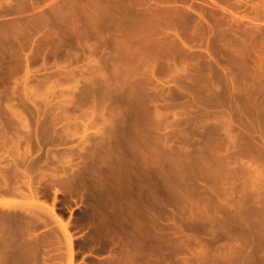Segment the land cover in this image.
Segmentation results:
<instances>
[{"label": "bare ground", "instance_id": "bare-ground-1", "mask_svg": "<svg viewBox=\"0 0 264 264\" xmlns=\"http://www.w3.org/2000/svg\"><path fill=\"white\" fill-rule=\"evenodd\" d=\"M230 1L242 0H191L164 7L150 0H51L50 5L47 0H0V264H37L41 258L48 264L41 251L60 246L62 238L66 251L59 253L66 262L49 264H75L74 224L57 212L56 199L59 193L77 192L80 182L84 188L86 162L72 157L81 158L85 151L106 172L91 183L98 206L90 210L95 226L89 240L93 250L107 251L102 257L89 254L97 264H175L182 253H190L195 264H264V103L255 97L264 85L238 79L235 67L247 60L232 42L223 40L213 21L219 4ZM198 23L206 33L197 32ZM49 25L60 30H47ZM65 45L75 49V56L79 50L82 55L86 50L101 53L94 60L87 56L93 64L86 72L77 68L79 76L87 73L92 83L90 99L65 102L80 113L65 115L68 125L61 130L67 138L79 136L83 145L66 158L47 145L44 161L51 157L59 166L44 162L45 167H36L33 140L37 152L56 141L48 136L50 121L44 112L34 117L42 128L40 137L29 118L6 103L15 93L8 83L16 76V84L23 83L20 99L30 100V64H47ZM218 52L231 69L218 63ZM200 58L204 67L197 68ZM224 70L229 77L217 82ZM157 72L171 76L170 88L161 82L162 89L188 99L193 112L185 115V131L177 129L182 117L175 105L168 100L160 104L162 94L151 92ZM61 73L76 77L67 68ZM101 90L105 97H98ZM85 102L90 106L85 108ZM105 106L110 114V119L102 118L107 131L89 132ZM169 113L173 121H168ZM3 116L26 128L22 151L17 140H11L16 145L6 143ZM54 116L50 120L56 125L61 117ZM161 129L171 132L161 134ZM55 131L51 134L56 137ZM43 183L54 187L50 204ZM4 197L21 203L14 206ZM49 219L58 232L48 226ZM239 239L245 244L236 247Z\"/></svg>", "mask_w": 264, "mask_h": 264}, {"label": "rangeland", "instance_id": "rangeland-1", "mask_svg": "<svg viewBox=\"0 0 264 264\" xmlns=\"http://www.w3.org/2000/svg\"><path fill=\"white\" fill-rule=\"evenodd\" d=\"M195 3H199V0H192V2ZM190 3L191 0H150V4L155 5V6H159V7H164V6H176L180 3ZM52 2L51 0H47V5H50ZM226 5L228 7H226ZM221 7H226V9L222 10ZM218 10L215 12V14L213 15V21L215 20V22L217 23V26L219 27V30L221 32L222 35H224V41L228 42H232L234 44V47L238 48L240 50L241 53L244 54V57L247 60V64H237L236 68V72H237V76L239 77L238 79L241 81H245L248 84L254 83V81L256 82H261L264 85V0H242V1H230L229 3L225 4H219V7H217ZM190 29H193V25L190 26ZM47 30H51V31H59L60 29L55 26V25H49V27L47 28ZM42 31H45V29H43ZM197 32L199 34H203L206 33V29L204 28V26L200 25L199 23L197 24ZM92 41H89L88 43H91ZM231 45V44H230ZM50 49L52 48V46L49 47ZM67 49H70V51L68 53H66L65 51ZM86 49V48H85ZM86 55H82L81 50H79V52L77 51L76 54H78V56H75V49L74 48H70L69 46L65 45L63 47V50L60 51L58 53L57 58H49V60L47 61V64H30V70H31V78L29 83L27 84L28 88H27V96L30 98V100H21L23 96V83L22 82H18L16 84V80L14 76L8 83L9 87H10V92L13 90L15 91L12 99H10L9 102L10 104H12L13 108L17 109L18 111H20L21 113H23L25 116H27L29 118V122L31 124V128L34 129L35 127H37V125H35V121H34V117L38 114V113H45L46 122H49L51 126H49V123H46V125L48 124V127L51 132L54 131V129L56 130V137L52 136L55 135L54 133L51 134V132H49L50 134H48L49 138H53L54 142H47L45 145L46 147L43 148L42 150L37 152V147H36V143L33 140L31 146L33 147V152L35 154L36 158L34 160V165L36 167L42 165L41 167H45L48 162V164L50 165H58V162L56 160H54V158H49L47 159L45 162L44 160V156L42 157V155L44 154L46 148L51 147V151L55 154L58 155V157H63L66 158V156L69 154L70 150L72 149H76L78 146L81 147V140L80 138L76 137H66V133L64 134V130L62 131L61 129H63V127L68 125V120L65 117V115L67 114H79V110H77L75 108V105H67L65 102L68 101H73L74 103H78L81 101V99H90V88H91V81L89 79H87L88 75L87 73L84 74V77H80L78 74V69L77 68H83L84 72H86L85 70L87 68H91L93 62H90L92 64L89 63L87 56L90 55L89 60H94L97 59L99 57H101V53L98 50L97 53L95 54H89V52L86 50ZM85 54V52H84ZM217 58H218V63L223 65V66H227L228 68H232L231 64H227V60L226 57L223 55V53L218 52L217 53ZM203 59L204 58H200V62L197 65V68H201L204 67L203 64ZM197 60V59H196ZM40 63V62H39ZM89 63V64H88ZM178 65H180V63H178ZM184 65V64H182ZM24 67V64H21L22 68ZM179 67H183V66H179ZM63 68H67L69 70H74L76 77H68L65 78L62 75V70ZM23 69V68H22ZM22 69L20 70V72L18 71V77L22 76ZM108 72V70H107ZM106 72V75H107ZM242 72H246L244 74H242ZM235 74V72L233 73ZM182 75V74H180ZM230 72L228 70H224V71H220V75L219 77L215 78V80L217 82H224V77H229ZM185 75H182L183 81L185 80L184 77ZM243 77V78H242ZM157 78L159 79L160 83H157ZM181 78V80H182ZM247 79V80H246ZM93 80V79H91ZM101 81H103V78L99 79ZM105 80V79H104ZM164 84H168V87L172 84L171 82V76L169 72H157L156 77L154 78V84L152 85L153 87H155L151 92L154 95H160L162 94L163 97L158 99V102L160 104H165V101H170V103L172 105H175L174 110L177 112L179 117H182V120L180 121V125L178 126V130L181 129V131H185L187 130V128H189V125L186 122V114H191L192 115V109H188L187 108V97L185 95H179L176 96L173 91L171 93H169L168 91V87H165L164 89H162V83ZM170 88V87H169ZM172 88V87H171ZM173 90V88H172ZM8 91V90H7ZM9 92V91H8ZM98 97H105V95H103L102 90L98 91ZM255 97L257 98L258 101L264 103V91L261 93H257L255 95ZM21 98V99H20ZM25 102V105H23V102ZM88 101V100H87ZM90 106L89 102H85L84 103V107L87 108ZM172 108H169L170 111ZM6 111V110H5ZM58 114V118L59 116L61 118H59L58 123L52 122L53 120H50L51 116L52 119H54V115ZM100 113L102 115L103 113V117L100 115L98 116V118L96 119L97 122L92 126V128H89V132H94L96 129H101V130H105L107 131V126H105L106 123L103 122L102 118H106V119H110V114H109V110L108 107H104L103 109L100 110ZM54 116V117H53ZM4 119L7 118L5 116H3ZM2 117V120L4 122V119ZM101 117V119H100ZM168 121H173V116L171 113H169L168 116ZM6 123H4V131L5 133L8 135L9 140H7L6 143H8L9 145H12L16 140L17 145L16 146H20V150L22 151L23 148L26 146V142L25 140L27 139L25 136H27V130L26 128L20 124L17 120H13L8 122L7 119ZM13 122V123H12ZM15 122V123H14ZM60 122V123H59ZM104 123V124H103ZM60 124V125H59ZM70 124V123H69ZM103 124V125H102ZM56 127H55V126ZM107 125V124H106ZM58 126V127H57ZM54 127V128H53ZM70 127H74V126H70ZM104 127V129H103ZM39 130V135L40 137H42V133L41 132V127H37ZM53 128V130H52ZM57 128V129H56ZM79 128V127H78ZM75 128H71V130H74ZM1 130V129H0ZM78 134H82V129H78L77 130ZM92 132V133H93ZM160 132V131H159ZM162 132V133H161ZM161 134H169L171 132L170 129H167L166 131L164 129H161ZM80 134V135H81ZM47 135V134H46ZM26 139H25V138ZM65 137L67 140H65ZM183 138H185L184 136H182ZM64 138V142L61 139ZM14 140V142L12 143L11 140ZM25 139V140H23ZM91 143H94V140L96 139L94 136H91L89 138ZM173 139V138H172ZM1 140V139H0ZM2 144V140L0 141ZM62 142V143H61ZM81 142V143H80ZM57 143H61L59 144L60 146H56ZM0 144V145H1ZM54 144V145H53ZM81 144V145H80ZM90 144V143H89ZM87 145L86 148L87 150H91L92 146ZM48 145V147H47ZM54 147V148H53ZM175 147V146H174ZM42 151V152H41ZM41 152V153H40ZM86 153V154H84ZM83 154L85 157V159H83L82 157H78L77 155H73L72 160L75 162H86V169H85V173L84 175V179H82V182L84 184V188L83 185H81V182L79 184L78 187V191L81 190V194H77V192H73L72 194H70L69 192L66 193H59L57 195V199H56V206H62V205H67L69 207V209H71V207L74 206H78L80 210H71V214L70 213H65L64 209L58 210L57 212L60 213L63 216V219H70L71 222L75 221L73 220V215H78L79 217H81V222H83L85 224V226L79 231V232H73V237L74 239V243H75V249H79V250H83V253H76L74 256V263L75 264H85L86 262L88 264H97L98 261L96 259H93L92 257L89 256H83L84 253H92V254H97L99 256H105L107 255V251L103 249L100 251H97V249L93 250L94 248H91V242L89 240V237L92 235L94 226H95V222L93 223V219L90 216V210H95L97 209L98 204H96V201L93 199V194L92 191H94L91 187V183H92V179H95V176H97L98 173H105V171H103V168L100 163H98L99 161L95 158L92 157L94 159H90L89 156H87V152L85 151ZM82 154V155H83ZM39 155V156H37ZM86 155V156H85ZM42 157V158H41ZM83 161H81V160ZM43 160V163L41 164V161ZM94 160V161H93ZM45 162V163H44ZM84 162V163H85ZM95 162V164H94ZM40 163V165H39ZM83 163V164H84ZM62 165H60L61 167ZM60 169V168H59ZM99 171V172H98ZM102 171V172H100ZM61 172V171H60ZM59 172V173H60ZM103 173V174H104ZM104 174V175H105ZM91 179V180H90ZM46 184V185H45ZM43 183V185L45 186V194H46V202L47 204L51 203V201H53V197H54V187L52 185H49L48 183ZM48 184V185H47ZM81 187V188H80ZM80 189V190H79ZM83 191V192H82ZM94 193V192H93ZM84 194V196H83ZM71 195V196H70ZM71 198H75L76 201L73 202L71 200ZM4 200H6L7 202H11L14 206H19L21 201L19 199H15V198H8V197H4ZM62 200V201H60ZM80 204V205H79ZM90 204L92 207H90ZM89 205V206H88ZM86 206V207H85ZM88 206V209H87ZM91 208V209H90ZM87 209V210H86ZM83 217V218H82ZM48 226L50 228H55L58 232V227L56 225H54V222H52V220H47ZM47 226V228H48ZM56 226V227H55ZM46 229V231H48L47 228H45L44 226H41L40 230H42L43 228ZM72 230H75L74 227H72ZM83 233L82 236L80 237H76L77 235H79V233H81L82 231H85ZM44 232V231H43ZM202 236L205 237L204 234L201 233ZM240 240V241H239ZM237 240V245L236 247H238V245L241 243L245 244V240L243 239H239ZM243 240V241H242ZM64 239H61V245L59 246L57 243L56 245H50L49 247L47 246L45 251H41V256L43 255V257L48 256V258H46L47 260L46 263H52V262H58L61 260V262H66V256L62 257L60 259V253L62 252L64 254L65 250V245H64ZM223 241H219V243H222ZM240 244V245H241ZM242 244V245H243ZM99 246H103V248H106V246H104L103 244H100ZM226 246V245H225ZM224 246V247H225ZM228 246V245H227ZM61 247V248H60ZM58 248V250H57ZM59 248L61 249L59 251ZM197 249H199V246H197ZM45 252V254H44ZM190 254V253H188ZM188 254H180V258H175V260H177L175 262V264H195L193 263L194 260H192L193 258ZM51 255V256H50ZM182 255V256H181ZM183 255L185 256L184 259ZM50 256V257H49ZM59 256V257H58ZM39 257V258H40ZM185 260L183 262V259ZM192 259H191V258ZM7 258L8 255H7ZM38 258V259H39ZM43 258L37 260V264H43ZM104 259V258H103ZM190 260V262H189ZM39 261V262H38ZM96 261V262H95ZM193 261V262H192ZM86 263V264H87ZM5 264H8L7 260L5 261Z\"/></svg>", "mask_w": 264, "mask_h": 264}, {"label": "flooded vegetation", "instance_id": "flooded-vegetation-1", "mask_svg": "<svg viewBox=\"0 0 264 264\" xmlns=\"http://www.w3.org/2000/svg\"><path fill=\"white\" fill-rule=\"evenodd\" d=\"M71 200L73 202L76 201L75 198H71ZM60 201H62V200H60ZM57 209L58 210L64 209L65 213H71V210H80L78 206H74V207H71V209H69V207L67 205L58 206ZM80 211H82V210H80ZM73 220H75V221H73V224H74L73 227L75 228V230H73V232H79L85 226V224L83 222H81V217H79L78 215H73ZM84 232H86V230L79 233V235H77L76 237L82 236ZM76 252L77 253H83L84 251L77 249ZM89 254L90 253H84V255H82V257L83 256H89Z\"/></svg>", "mask_w": 264, "mask_h": 264}]
</instances>
